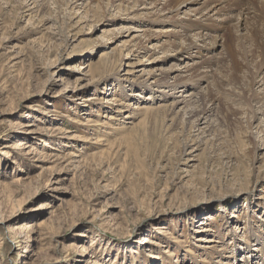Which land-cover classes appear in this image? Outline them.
<instances>
[{"label": "rangeland", "instance_id": "obj_1", "mask_svg": "<svg viewBox=\"0 0 264 264\" xmlns=\"http://www.w3.org/2000/svg\"><path fill=\"white\" fill-rule=\"evenodd\" d=\"M220 3L0 0V264H264V38Z\"/></svg>", "mask_w": 264, "mask_h": 264}, {"label": "bare ground", "instance_id": "obj_2", "mask_svg": "<svg viewBox=\"0 0 264 264\" xmlns=\"http://www.w3.org/2000/svg\"><path fill=\"white\" fill-rule=\"evenodd\" d=\"M150 2V1H149ZM152 2V0H151ZM218 2V1H217ZM220 6L219 8H214L216 13H220L222 11L223 15H227L226 19H220V23H225L226 21L228 22L234 20V18H238L239 21L244 22L247 25L250 26V32H251V39L258 45L260 43L259 39L264 38V0H220ZM144 3V0H143ZM219 3V2H218ZM151 5V4H150ZM212 7V6H210ZM213 8V7H212ZM157 9V8H156ZM209 9V8H208ZM234 10L238 11V13H234ZM220 11V12H219ZM224 11V12H223ZM215 13V12H214ZM206 14V13H205ZM199 15V14H198ZM197 15V17H198ZM216 15V14H215ZM209 16H212L209 15ZM197 17L195 19H197ZM200 17V16H199ZM216 17V16H215ZM207 18V17H206ZM220 18V17H219ZM190 19V18H189ZM192 19V18H191ZM200 19V18H199ZM218 19V18H217ZM209 20V19H208ZM216 20V19H215ZM237 20V21H238ZM235 21V20H234ZM199 24H187L186 27L189 30L195 29L194 27L200 26L202 24V20L199 21ZM206 22V21H205ZM218 22V23H216ZM239 23V22H237ZM213 24L218 25L219 21H213ZM206 25V24H205ZM238 26L240 24H237ZM224 27L223 25H221ZM248 26V27H249ZM236 27V25H235ZM205 35V34H204ZM198 36H200L198 34ZM202 36V34H201ZM200 36V37H201ZM261 36V38H260ZM207 37V35H206ZM211 38V37H210ZM204 38H202L203 40ZM213 39V38H212ZM211 39V41H212ZM215 40V39H214ZM218 40V39H217ZM229 41V40H228ZM243 42V41H242ZM196 43V42H195ZM207 43V42H206ZM209 43V42H208ZM245 43V42H244ZM211 44V43H210ZM196 45L199 46L198 42ZM206 45V44H205ZM213 46L217 45V42H213ZM230 45V44H229ZM204 46V45H203ZM241 46V45H240ZM227 50V49H226ZM229 52V50H228ZM227 53V52H226ZM230 53V52H229ZM231 55V54H230ZM231 59V58H230ZM236 64V62H234ZM239 68V67H238ZM232 73L237 72V67L236 65H232L231 67Z\"/></svg>", "mask_w": 264, "mask_h": 264}]
</instances>
